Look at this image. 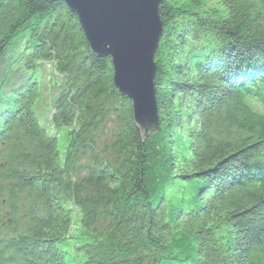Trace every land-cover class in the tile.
Wrapping results in <instances>:
<instances>
[{"label": "trees", "instance_id": "1", "mask_svg": "<svg viewBox=\"0 0 264 264\" xmlns=\"http://www.w3.org/2000/svg\"><path fill=\"white\" fill-rule=\"evenodd\" d=\"M161 17L145 135L64 1L0 0V264H264V0Z\"/></svg>", "mask_w": 264, "mask_h": 264}, {"label": "water", "instance_id": "2", "mask_svg": "<svg viewBox=\"0 0 264 264\" xmlns=\"http://www.w3.org/2000/svg\"><path fill=\"white\" fill-rule=\"evenodd\" d=\"M62 1L79 18L92 53L112 57L115 85L131 100L136 124L145 135L159 131L154 59L165 0Z\"/></svg>", "mask_w": 264, "mask_h": 264}, {"label": "rangeland", "instance_id": "3", "mask_svg": "<svg viewBox=\"0 0 264 264\" xmlns=\"http://www.w3.org/2000/svg\"><path fill=\"white\" fill-rule=\"evenodd\" d=\"M57 81L59 78L54 75V78L50 76V70L46 68L45 72L43 73V82H42V89H41V97L38 102L37 108L39 109V116L41 118V122L45 125L50 124V119L52 115V101L55 99L58 93ZM49 129V128H46ZM1 154V153H0ZM1 157V155H0ZM0 161H2L0 159ZM12 215L8 212V208L4 209L0 207V237L10 236V232L5 229V233L2 234L4 226L6 223L11 222ZM17 220L19 225L24 223L22 217L17 216ZM2 234V235H1Z\"/></svg>", "mask_w": 264, "mask_h": 264}]
</instances>
